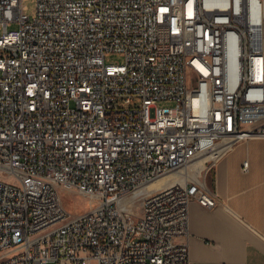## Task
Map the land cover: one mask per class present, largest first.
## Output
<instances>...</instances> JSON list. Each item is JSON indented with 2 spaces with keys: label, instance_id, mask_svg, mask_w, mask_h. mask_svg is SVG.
Instances as JSON below:
<instances>
[{
  "label": "built area",
  "instance_id": "built-area-1",
  "mask_svg": "<svg viewBox=\"0 0 264 264\" xmlns=\"http://www.w3.org/2000/svg\"><path fill=\"white\" fill-rule=\"evenodd\" d=\"M24 1L0 0V264H190L189 204L264 139V0Z\"/></svg>",
  "mask_w": 264,
  "mask_h": 264
},
{
  "label": "crops",
  "instance_id": "crops-1",
  "mask_svg": "<svg viewBox=\"0 0 264 264\" xmlns=\"http://www.w3.org/2000/svg\"><path fill=\"white\" fill-rule=\"evenodd\" d=\"M210 185L218 205L189 204L190 264H264V139L238 142L221 155Z\"/></svg>",
  "mask_w": 264,
  "mask_h": 264
},
{
  "label": "rangeland",
  "instance_id": "rangeland-1",
  "mask_svg": "<svg viewBox=\"0 0 264 264\" xmlns=\"http://www.w3.org/2000/svg\"><path fill=\"white\" fill-rule=\"evenodd\" d=\"M23 4L27 7V10L25 11V14L29 16H33L34 10H35V0H25ZM16 25L12 24L11 28H15ZM1 33V30H0ZM105 62L110 64H116V63H122V57L119 54L116 53H110L107 54L105 57ZM160 106H173L174 102L172 101H164L158 103ZM169 174H176V173H169ZM168 175V174H167ZM66 202H68L67 207L70 209V211L73 213L76 210L83 209L84 207L87 208L88 204L84 203V201L76 200L75 198L70 197L69 199H66Z\"/></svg>",
  "mask_w": 264,
  "mask_h": 264
},
{
  "label": "bare ground",
  "instance_id": "bare-ground-1",
  "mask_svg": "<svg viewBox=\"0 0 264 264\" xmlns=\"http://www.w3.org/2000/svg\"><path fill=\"white\" fill-rule=\"evenodd\" d=\"M203 160V159H202ZM202 160H196L191 164L192 169H198L201 165ZM181 178L177 174H168L162 176L161 178L157 179L156 181L149 184V188H156L161 185H168L174 181L180 180Z\"/></svg>",
  "mask_w": 264,
  "mask_h": 264
}]
</instances>
